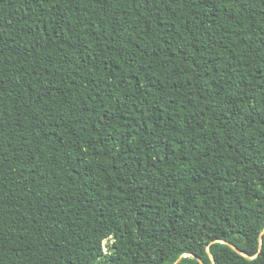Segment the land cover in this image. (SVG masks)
<instances>
[{
	"label": "trees",
	"instance_id": "trees-1",
	"mask_svg": "<svg viewBox=\"0 0 264 264\" xmlns=\"http://www.w3.org/2000/svg\"><path fill=\"white\" fill-rule=\"evenodd\" d=\"M0 264H264V0H0Z\"/></svg>",
	"mask_w": 264,
	"mask_h": 264
}]
</instances>
